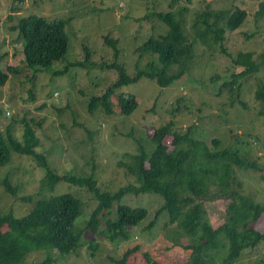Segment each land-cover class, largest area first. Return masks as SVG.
I'll use <instances>...</instances> for the list:
<instances>
[{
  "label": "rangeland",
  "instance_id": "rangeland-1",
  "mask_svg": "<svg viewBox=\"0 0 264 264\" xmlns=\"http://www.w3.org/2000/svg\"><path fill=\"white\" fill-rule=\"evenodd\" d=\"M261 5L264 6V0H0V65L5 71L9 67L18 69L0 88V132L5 133L10 127L12 134L23 140V121L27 120L41 140L38 152L47 155L54 173L77 177L94 174L103 191L114 192L129 185L138 186L127 165L142 146L150 150L147 139L159 127L169 122L180 131L191 127L193 136L205 141L211 152L238 149L242 158L261 169L234 166L232 190L264 204V114L256 99L258 87L264 86V65L258 73L239 79V90L224 87L234 75L245 70L234 64L239 52L252 51L254 59L261 61L264 54ZM235 7L248 13L237 30H228L225 40L210 46L194 42L193 23L201 11ZM169 11L181 21L185 35L194 42V59L183 67V76L164 88L155 80L142 78L110 96V113L101 104L91 113L90 99L102 96L118 78L117 72L106 65L116 62L134 77L137 67L146 70L151 63L158 64L157 55L142 53L139 47L151 36L166 32L167 25L154 13ZM30 14L68 19V52L49 69L38 70L25 62L17 25ZM105 36L115 41L117 54ZM85 47L90 53L88 62ZM77 62H86V66H71ZM66 67L64 74H58ZM179 71V66H173L169 75ZM120 93L136 96L138 108L133 114L120 113L117 106ZM215 139L221 144H215ZM170 141L168 137L166 143L169 145ZM45 176L46 171L34 158L13 153L8 165L0 169V215L12 212L21 217L43 197L71 193L83 203L76 221L81 230L97 206L95 197L86 189L66 182L50 190L43 185ZM6 178L17 188L16 196L5 191ZM29 197L33 201L23 200ZM123 203L148 210V216L139 225L129 228L127 240H107L102 234L103 222L98 232L83 233L75 253L62 257L57 251L42 250L28 256L24 264H39L47 258L58 264H111V260H118L133 249L136 253L130 264H148L147 256L161 264L186 262L191 254L186 247L197 243L198 235L183 232L180 217L173 220L167 212L158 216L164 205L160 196L132 194ZM230 203L227 194L217 186H210L204 208L213 227L225 223ZM108 217L115 219V212ZM256 226L264 228V218ZM92 241L98 244L95 250L90 247ZM263 253L264 241L257 248L246 250L240 262L260 264ZM226 255L227 251H222L217 263L222 264Z\"/></svg>",
  "mask_w": 264,
  "mask_h": 264
},
{
  "label": "trees",
  "instance_id": "trees-1",
  "mask_svg": "<svg viewBox=\"0 0 264 264\" xmlns=\"http://www.w3.org/2000/svg\"><path fill=\"white\" fill-rule=\"evenodd\" d=\"M261 6L262 12L264 6ZM154 15L167 25V30L158 37L151 36L139 49L142 53L157 55L158 64L151 63L146 70L137 67L138 72L134 77H130L126 69L116 62L106 65V68L117 72L118 78L102 96L90 99L91 113L99 104L110 113V96L117 89L137 83L142 78L155 80L163 88L180 79L185 73L183 67L194 59L196 40L209 46L222 42L228 30L234 32L244 23L248 13L240 7L233 10L201 11L193 23L194 42L185 35L183 24L172 11L155 12ZM67 24L68 19L48 18L38 14H30L19 20L17 28L23 41L24 58L30 67L38 70L49 69L66 57L70 42ZM105 38L117 54L115 41L107 36ZM85 48L88 62L90 53L87 47ZM260 60L257 62L254 59L252 51L239 52L234 64L245 70L234 75V79L226 82L224 87L232 91L239 90V79L260 71L264 65V54ZM86 62H77L71 66L85 67ZM173 66H179L180 71L169 75ZM67 70L68 67L58 74H64ZM17 73V68L9 67L5 71L0 65V88L7 84L11 75ZM256 99L263 107L261 114H264L263 85L258 87ZM117 106L120 113L133 114L138 108L136 96L120 93L117 96ZM23 123V140H18L10 127L5 133L0 132V169L8 165L13 153L30 156L46 171L43 185L48 189H54L58 183L66 182L86 189L95 197L97 206L81 230L77 228L76 221L82 213L83 203L71 193L43 197L35 202L33 210L21 217L12 212L0 215V264H24L28 256L42 250L57 251L60 256L67 257L78 250L85 231L98 232L103 222L102 234L107 240H127L129 228L139 225L148 216L146 208L131 207L123 203L124 199L132 194L160 196L164 205L157 212L158 216L167 212L173 220L180 217L183 232L187 235H198L197 243L187 245L186 249L191 251V254L182 264H218L217 260L224 250L227 255L223 257L222 264H241L244 252L257 248L264 241V228L256 226V223L264 218V204L255 203L232 190L234 166L261 170L253 162L242 158L238 149L225 148L211 152L205 141L193 136L191 127L180 131L173 129L172 123L169 122L159 127L147 139L150 150L142 146L139 154L131 156L132 161L127 165L128 172L136 178L138 186L129 185L109 192L99 187L94 174L77 177L54 173L49 166L47 155L37 150L41 140L36 129L27 120ZM168 137H171L169 145L166 143ZM213 142L221 144L218 139ZM210 186H217L231 200L228 218L219 227H213L208 221L204 208ZM4 187L7 193L17 195V188L11 185L8 178L4 180ZM33 199L23 198L25 201ZM112 212H115V219L108 217ZM90 247L95 250L98 244L92 241ZM135 251L136 249L127 251L122 258L111 260V264H130ZM147 263L161 264L149 256ZM39 264L58 263L47 258ZM260 264H264V253Z\"/></svg>",
  "mask_w": 264,
  "mask_h": 264
}]
</instances>
